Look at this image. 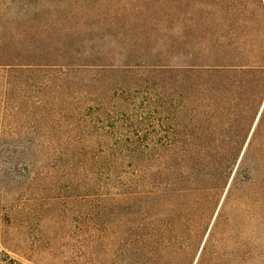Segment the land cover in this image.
Returning <instances> with one entry per match:
<instances>
[{
  "label": "rangeland",
  "instance_id": "1",
  "mask_svg": "<svg viewBox=\"0 0 264 264\" xmlns=\"http://www.w3.org/2000/svg\"><path fill=\"white\" fill-rule=\"evenodd\" d=\"M171 11L0 0V261L264 264V136L236 184L241 157L223 187L142 186L188 60Z\"/></svg>",
  "mask_w": 264,
  "mask_h": 264
},
{
  "label": "trees",
  "instance_id": "2",
  "mask_svg": "<svg viewBox=\"0 0 264 264\" xmlns=\"http://www.w3.org/2000/svg\"><path fill=\"white\" fill-rule=\"evenodd\" d=\"M170 5L188 60L175 69L170 109L159 123L157 172L142 186L174 192L223 187L241 157L236 184L240 173L256 172L250 152L264 136V0ZM0 264L23 263L7 257Z\"/></svg>",
  "mask_w": 264,
  "mask_h": 264
},
{
  "label": "water",
  "instance_id": "3",
  "mask_svg": "<svg viewBox=\"0 0 264 264\" xmlns=\"http://www.w3.org/2000/svg\"><path fill=\"white\" fill-rule=\"evenodd\" d=\"M261 112H262V110H261ZM261 112H260V114H261ZM260 114H259V116H258V118H257V120H256L255 126H256V124H257V122H258V120H259Z\"/></svg>",
  "mask_w": 264,
  "mask_h": 264
}]
</instances>
